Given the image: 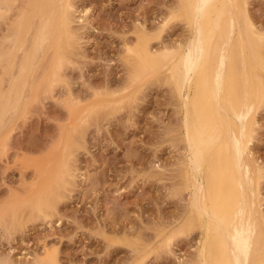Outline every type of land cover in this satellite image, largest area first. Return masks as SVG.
Here are the masks:
<instances>
[{
	"label": "rangeland",
	"instance_id": "obj_1",
	"mask_svg": "<svg viewBox=\"0 0 264 264\" xmlns=\"http://www.w3.org/2000/svg\"><path fill=\"white\" fill-rule=\"evenodd\" d=\"M42 1L37 77L22 84L17 53L15 73L0 66V97L20 104L0 132V264H191L200 235L175 232L186 147L162 60L189 36L180 0ZM245 2L264 56V0ZM253 119L264 213V102Z\"/></svg>",
	"mask_w": 264,
	"mask_h": 264
},
{
	"label": "bare ground",
	"instance_id": "obj_2",
	"mask_svg": "<svg viewBox=\"0 0 264 264\" xmlns=\"http://www.w3.org/2000/svg\"><path fill=\"white\" fill-rule=\"evenodd\" d=\"M245 1L180 0L189 36L162 58L164 78L182 111L186 147L180 180L189 197L175 232L200 235L191 264H264V213L248 156L253 114L264 102V56L244 14ZM43 11L42 0H0V66L5 57L8 73H15L19 57L22 84L36 76ZM147 62L138 59L133 70L148 68ZM15 92L0 97V132L20 105H12Z\"/></svg>",
	"mask_w": 264,
	"mask_h": 264
}]
</instances>
